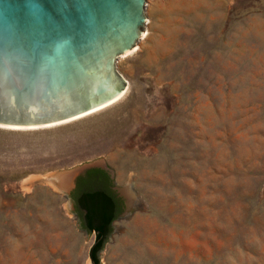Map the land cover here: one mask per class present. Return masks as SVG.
<instances>
[{
    "label": "rangeland",
    "instance_id": "rangeland-1",
    "mask_svg": "<svg viewBox=\"0 0 264 264\" xmlns=\"http://www.w3.org/2000/svg\"><path fill=\"white\" fill-rule=\"evenodd\" d=\"M145 15L120 98L0 127V264H90L95 234L53 182L90 166L124 202L99 264H264V0H146Z\"/></svg>",
    "mask_w": 264,
    "mask_h": 264
},
{
    "label": "water",
    "instance_id": "water-1",
    "mask_svg": "<svg viewBox=\"0 0 264 264\" xmlns=\"http://www.w3.org/2000/svg\"><path fill=\"white\" fill-rule=\"evenodd\" d=\"M145 5L146 0H0V127L58 125L120 98L126 82L116 62L140 40ZM92 167L53 179L69 208L74 210L68 194L75 178ZM111 232L112 225L103 247Z\"/></svg>",
    "mask_w": 264,
    "mask_h": 264
},
{
    "label": "trees",
    "instance_id": "trees-1",
    "mask_svg": "<svg viewBox=\"0 0 264 264\" xmlns=\"http://www.w3.org/2000/svg\"><path fill=\"white\" fill-rule=\"evenodd\" d=\"M100 182L102 186L90 178L78 182L79 190L74 204V212L79 217L81 227L95 234L89 252L95 264H99L97 254L103 247L112 222L124 208L122 200L105 188L107 180L100 178Z\"/></svg>",
    "mask_w": 264,
    "mask_h": 264
},
{
    "label": "flooded vegetation",
    "instance_id": "flooded-vegetation-1",
    "mask_svg": "<svg viewBox=\"0 0 264 264\" xmlns=\"http://www.w3.org/2000/svg\"><path fill=\"white\" fill-rule=\"evenodd\" d=\"M92 175V176H91ZM91 176V177H90ZM92 179L95 182H98L99 185L102 186L101 182H100V178H105L107 180V186L105 187L109 192L113 193L117 198H120L115 190H114V186H113V181L112 178L110 176V174L107 172V170L103 169V168H97V167H92L89 169L84 170L83 173L79 174L75 180H74V184L72 189L70 190L68 197L71 200V202L73 203V206L75 204V198L77 196V192L79 190V183L81 180H88V179ZM121 199V198H120ZM122 200V199H121ZM123 202V201H122ZM123 206H124V202H123ZM76 214V213H75Z\"/></svg>",
    "mask_w": 264,
    "mask_h": 264
},
{
    "label": "bare ground",
    "instance_id": "bare-ground-1",
    "mask_svg": "<svg viewBox=\"0 0 264 264\" xmlns=\"http://www.w3.org/2000/svg\"><path fill=\"white\" fill-rule=\"evenodd\" d=\"M143 36V33H142V35H141V37ZM140 37V38H141ZM135 47V46H134ZM133 47V48H134ZM130 49L129 51H127L126 53H124V54H128L129 52H131V51H133V50H135V48L134 49ZM124 54L123 55H121L120 57H122V56H124ZM106 106V105H105ZM101 108H103V107H101ZM101 108H99V109H101ZM99 109H95V110H93V111H91V112H89V113H92V112H94V111H97V110H99ZM89 113H86V114H84L83 116H85V115H87V114H89ZM79 118V117H78ZM49 127V126H48ZM152 254H153V252H152ZM158 255L157 254H154V257L156 258Z\"/></svg>",
    "mask_w": 264,
    "mask_h": 264
}]
</instances>
